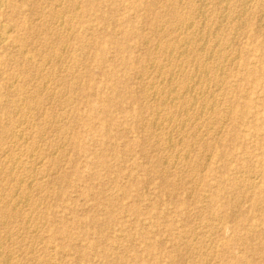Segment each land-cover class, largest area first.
<instances>
[{"label":"rangeland","instance_id":"rangeland-1","mask_svg":"<svg viewBox=\"0 0 264 264\" xmlns=\"http://www.w3.org/2000/svg\"><path fill=\"white\" fill-rule=\"evenodd\" d=\"M239 1L0 0V264H264V0Z\"/></svg>","mask_w":264,"mask_h":264},{"label":"bare ground","instance_id":"bare-ground-1","mask_svg":"<svg viewBox=\"0 0 264 264\" xmlns=\"http://www.w3.org/2000/svg\"><path fill=\"white\" fill-rule=\"evenodd\" d=\"M72 2L71 3H76L75 1H77V0H75V1H73V0H71ZM90 1V0H89ZM155 1V0H154ZM170 1H174V0H170ZM179 0H177V2H178ZM213 1H215V0H213ZM222 1H226V0H222ZM228 1V0H227ZM242 1V0H241ZM241 1H239V2H241ZM165 2V1H164ZM189 2V1H188ZM262 2H264V1H262ZM77 3H79V2H77ZM94 3V2H93ZM158 3V2H157ZM167 3H169L168 1H167ZM174 3V2H173ZM181 3V2H180ZM179 3V4H180ZM198 3V2H197ZM95 4V3H94ZM171 4V3H170ZM178 4V3H177ZM176 4V5H177ZM203 4V3H202ZM209 4H210V1H209ZM221 4V3H220ZM231 4V3H230ZM255 4V3H254ZM29 5V4H28ZM72 5V4H71ZM156 5V4H155ZM155 5H153L154 7H155ZM174 5H175V3H174ZM175 5V6H176ZM192 5H193V3H192ZM197 5H199V3L197 4ZM206 5V4H205ZM245 5H246V3H245ZM2 6V5H1ZM68 6V5H67ZM75 6V5H74ZM171 6V5H170ZM169 6V7H170ZM173 6V5H172ZM180 6V5H179ZM185 6V5H184ZM191 6V5H190ZM216 6V5H215ZM16 7V6H15ZM69 7H70V5H69ZM73 7V6H72ZM203 7H205V6H203ZM234 7V6H233ZM68 8V7H67ZM74 8V7H73ZM153 8V7H152ZM202 8V7H201ZM240 8V7H239ZM69 9V8H68ZM92 9V8H91ZM90 9V10H91ZM154 9V8H153ZM171 9V8H170ZM169 9V10H170ZM204 9V8H203ZM223 9V8H222ZM263 9V8H262ZM70 10H72L71 8H70ZM173 10V9H172ZM185 10V9H184ZM201 10V9H200ZM234 10H236V9H234ZM162 11V10H161ZM178 12H179V10H177ZM176 11V12H177ZM222 11V10H221ZM229 11H231V10H229ZM245 11H246V9H245ZM52 12V11H51ZM50 12V13H51ZM71 12V11H70ZM172 12V11H171ZM178 12H177V16H179L178 15ZM184 12V11H183ZM193 12V11H192ZM200 12V11H199ZM147 13V12H146ZM168 13H170V12H168ZM174 13V12H173ZM181 13H182V11H181ZM180 12H179V14H181ZM208 13V12H207ZM232 13V12H231ZM251 13H252V11H251ZM254 13V12H253ZM151 14V13H150ZM166 14V13H165ZM171 14V13H170ZM176 14V13H175ZM174 14V15H175ZM183 14V13H182ZM189 14V13H188ZM235 14V13H234ZM54 15V14H53ZM58 15H59V13H58ZM163 15V13H161V16ZM168 15V14H167ZM225 15V14H224ZM233 15V14H232ZM246 15V14H245ZM259 15V14H258ZM264 15V14H263ZM177 16H173V15H171L170 17L172 18V17H174L177 21H178V19L176 18ZM185 16V15H184ZM198 16H199V14H198ZM247 16V15H246ZM245 16V17H246ZM249 16V15H248ZM62 17V16H61ZM154 17V16H153ZM158 17V16H157ZM163 17V16H162ZM164 17H166V16H164ZM170 17H168V18H170ZM234 17V16H233ZM259 17V16H258ZM38 18V17H37ZM59 18V17H58ZM167 18V17H166ZM181 18V17H180ZM185 17H182V19L181 20H183ZM200 18V17H199ZM198 18V19H199ZM248 18V17H247ZM261 18V17H260ZM162 19V18H161ZM160 19V20H161ZM227 19V18H226ZM229 19V18H228ZM239 19V18H238ZM242 19V18H241ZM169 20V19H168ZM172 20V19H171ZM176 20H174V21H176ZM213 20H214V18H213ZM240 20V19H239ZM244 20H246V19H244ZM159 21V20H158ZM164 21V23H165V19L163 20ZM167 21V20H166ZM186 21V20H185ZM212 21V20H211ZM238 21V20H237ZM261 21V20H260ZM157 22V21H156ZM197 22V21H196ZM209 22V21H208ZM230 22V21H229ZM248 22V21H247ZM45 23V22H44ZM59 23V22H58ZM65 23V22H64ZM68 23V22H67ZM70 23V22H69ZM68 23V24H69ZM163 23V22H162ZM163 23V24H164ZM167 23H168V21H167ZM170 23V22H169ZM175 23V22H174ZM183 23H184V21H183ZM206 23V22H205ZM237 23V22H236ZM66 24V23H65ZM156 24H158L159 25V23H156ZM160 24H161V22H160ZM186 24V23H185ZM195 24V23H194ZM240 24V23H239ZM258 24V23H257ZM46 25V24H45ZM62 25V24H61ZM71 25H72V23H71ZM154 25V24H153ZM184 25V24H183ZM201 25V24H200ZM199 25V26H200ZM212 25V24H211ZM245 25V24H244ZM252 25V24H251ZM44 26V25H43ZM47 26V25H46ZM58 26H59V24H58ZM86 26H87V24H86ZM132 26V25H131ZM198 26V25H197ZM198 26V27H199ZM240 26V25H239ZM247 26V25H246ZM250 26V25H249ZM60 27V26H59ZM69 27V26H68ZM154 27V26H153ZM258 27V26H257ZM260 27V26H259ZM49 28V27H48ZM168 28V27H167ZM175 28V27H174ZM203 28V27H202ZM58 29V28H57ZM71 29V28H70ZM158 29V28H157ZM166 29V28H165ZM171 29V28H170ZM201 29V28H200ZM229 29V28H228ZM257 29V28H256ZM183 30V29H182ZM55 31V30H54ZM170 31V30H169ZM192 31V30H191ZM211 31V30H210ZM234 31V30H233ZM154 32H155V30H154ZM159 32V31H158ZM173 32V31H172ZM182 32V31H181ZM189 32V31H188ZM227 32V31H226ZM245 32V31H244ZM174 33V32H173ZM178 33V32H177ZM220 33V32H219ZM165 34V33H164ZM175 34V33H174ZM208 34V33H207ZM240 34V33H239ZM35 35V34H34ZM56 35V34H55ZM58 35V34H57ZM136 35V34H135ZM231 35H232V32H231ZM3 36H4V34H3ZM39 36V35H38ZM180 36V35H179ZM218 36V35H217ZM216 36V37H217ZM57 37V36H56ZM73 37V36H72ZM158 37V36H157ZM191 37V36H190ZM205 37V36H204ZM204 37L202 36V38H203V40H204ZM213 37V36H212ZM222 37V36H221ZM59 38V37H58ZM139 38V37H138ZM198 38V37H197ZM55 39V38H54ZM196 39V38H195ZM199 39V38H198ZM201 39V38H200ZM215 39V38H214ZM220 39V38H219ZM234 39V38H233ZM25 40V39H24ZM179 40H181V39H179ZM183 40V39H182ZM187 40H189V39H187ZM194 40V39H193ZM208 40V39H207ZM222 40V39H221ZM57 41H59V40H57ZM139 41H140V39H139ZM154 41V40H153ZM166 41V40H165ZM172 41V40H171ZM213 41V40H212ZM147 42V41H146ZM168 42V41H167ZM177 44L175 45V46H177V47H179V45H178V42L177 41H175ZM194 42V41H193ZM230 42V41H229ZM156 43V42H155ZM196 43V42H195ZM203 43V42H202ZM207 43V42H206ZM224 43V42H223ZM231 43V42H230ZM87 44V43H86ZM160 44V43H159ZM167 44V43H166ZM168 44H170L169 42H168ZM174 45V43H172L171 42V45ZM182 44V43H181ZM184 44V43H183ZM194 44V43H193ZM201 44V43H200ZM25 45V44H24ZM128 45V44H127ZM172 45V46H173ZM236 45V44H235ZM157 46V45H156ZM169 46V45H168ZM167 46V47H168ZM183 46V45H182ZM204 46V45H203ZM214 46V45H213ZM249 46V45H248ZM150 47V46H149ZM153 47H155V46H153ZM167 47H166V50H167ZM174 47V46H173ZM177 47H174L175 49L177 48ZM202 47V46H201ZM212 47V46H211ZM234 47V46H233ZM168 48H170V47H168ZM180 48V47H179ZM217 48V47H216ZM56 49V48H55ZM59 49V48H58ZM175 49H173V50H175ZM183 49H184V47H183ZM190 49V48H189ZM218 49V48H217ZM123 50V49H122ZM172 50V51H173ZM176 50H178V48L176 49ZM201 50V49H200ZM234 50V49H233ZM161 51V50H160ZM163 51H164V48H163ZM187 51V50H186ZM192 51V50H191ZM199 51V50H198ZM197 51V52H198ZM203 51V50H202ZM167 52H169L168 50H167ZM152 53V52H151ZM173 53V52H172ZM177 54H178V51L176 52ZM214 53V52H213ZM224 53V52H223ZM222 53V54H223ZM226 53H228V52H226ZM233 53V52H232ZM239 53V52H238ZM7 54V53H6ZM30 54V53H29ZM174 54V53H173ZM198 54V53H197ZM201 54V53H200ZM207 54H208V52H207ZM212 54V53H211ZM60 55V54H59ZM58 55V56H59ZM64 55V54H63ZM66 55V54H65ZM182 55V54H181ZM190 55V54H189ZM48 56V55H47ZM46 56V57H47ZM174 56V55H173ZM146 57V56H145ZM192 57V56H191ZM227 57V56H226ZM183 58V57H182ZM190 58V57H189ZM198 58V57H197ZM207 58V57H206ZM221 58V57H220ZM177 59V58H176ZM184 59H186V58H184ZM188 59V58H187ZM210 59V58H209ZM147 60V59H146ZM146 60H144V61H146ZM153 60V59H152ZM178 60V59H177ZM208 60V59H207ZM206 60V61H207ZM225 60V59H224ZM167 61H169V60H167ZM174 61V60H173ZM188 61V60H187ZM196 61V60H195ZM205 61V62H206ZM215 61V60H214ZM157 62V61H156ZM186 62V61H185ZM184 62V63H185ZM192 62H194V61H192ZM197 62V61H196ZM216 63H217V61H215ZM138 64V63H137ZM143 64H145V63H143ZM159 64V63H158ZM201 65H200V67L202 66V65H204V67L202 68V69H199V71H200V74H202V72H204L205 71V67L207 66V65H205V63L203 64L202 62L200 63ZM224 64V63H223ZM150 65V64H149ZM39 66V65H38ZM79 66V65H78ZM215 66V65H214ZM213 66V64H212V66H210V67H214ZM216 66H217V64H216ZM70 67V66H69ZM191 67V66H190ZM189 67V68H190ZM209 67V68H210ZM166 68V67H165ZM196 68V67H195ZM199 68V67H198ZM220 68V67H219ZM219 68H217V69H219ZM36 69V68H35ZM172 69V68H171ZM193 69V68H192ZM207 70H208V68H206ZM212 69V68H211ZM144 70V69H143ZM174 70V69H173ZM204 70V71H203ZM206 70V71H207ZM213 70V69H212ZM116 71V70H115ZM145 71H147L146 69H145ZM168 71H170V70H168ZM190 72V71H189ZM65 73H66V71H65ZM158 73V72H157ZM162 73V72H161ZM172 73H173V71H172ZM197 74V73H196ZM204 74H207V73H204ZM218 74V73H217ZM229 74V73H228ZM169 75V74H168ZM173 75V74H172ZM185 75V74H184ZM189 75V74H188ZM34 76V75H33ZM165 76V75H164ZM179 76V75H178ZM182 76V75H181ZM192 76V75H191ZM195 76V75H194ZM198 76H199V74H198ZM197 76V77H198ZM215 76H216V74H215ZM218 76V75H217ZM225 76H227V75H225ZM162 77V76H161ZM200 77V76H199ZM206 77V76H205ZM224 77V76H223ZM10 78V77H9ZM71 78V77H70ZM167 78V77H166ZM172 78V77H171ZM216 78V77H215ZM227 78V77H226ZM178 79V78H177ZM183 79H184V76H183ZM186 79V78H185ZM209 79V78H208ZM221 79H224V78H222L221 77ZM164 80V79H163ZM199 80V79H198ZM218 80H220L219 79V77L217 78V81ZM238 80V79H237ZM149 81V80H148ZM180 81V80H179ZM178 81V82H179ZM68 82V81H67ZM150 82V81H149ZM172 82H173V80H172ZM185 82V81H184ZM198 82V81H197ZM216 82V81H215ZM219 82V81H218ZM170 83V82H169ZM183 83V82H182ZM64 84H66V83H64ZM79 84V83H78ZM206 84V83H205ZM240 84V83H239ZM164 85H166L165 83H164ZM186 85V84H185ZM191 85V84H190ZM189 85V86H190ZM201 85V84H200ZM7 86V85H6ZM72 86H74V85H72ZM80 86V85H79ZM78 85H77V87H79ZM178 86V85H177ZM176 86V87H177ZM166 87V86H165ZM212 87V86H211ZM236 87V86H235ZM51 88V87H50ZM70 88V87H69ZM188 88V87H187ZM199 88V87H198ZM204 88V87H203ZM220 88V87H219ZM10 89V88H9ZM74 89V88H73ZM76 89V88H75ZM178 89V88H177ZM205 89V88H204ZM238 89V88H237ZM15 90V89H14ZM20 90V89H19ZM197 90V89H196ZM230 90V89H229ZM234 90V89H233ZM12 91V90H11ZM11 91H10V93H11ZM69 91V90H68ZM153 91V90H152ZM164 91V90H163ZM177 91V90H176ZM193 91V90H192ZM231 91V90H230ZM9 92V91H8ZM70 92V91H69ZM78 92V91H77ZM81 92V91H80ZM146 92V91H145ZM173 92V91H172ZM185 92V91H184ZM187 92V91H186ZM185 92V93H186ZM210 92V91H209ZM215 92H216V90H215ZM235 92V91H234ZM68 93V92H67ZM151 93V92H150ZM169 93V92H168ZM205 93V92H204ZM218 93V92H217ZM37 94V93H36ZM200 94V93H199ZM226 94V93H225ZM158 95V94H157ZM163 95V94H162ZM166 95V94H165ZM170 95V94H169ZM204 95V94H203ZM37 96V95H36ZM71 96V95H70ZM143 96V95H142ZM147 96V95H146ZM164 96V95H163ZM194 96V95H193ZM197 96V95H196ZM200 96V95H199ZM229 95H227V97H228ZM233 96V95H232ZM14 97V96H13ZM177 97V96H176ZM204 97V96H203ZM16 98V97H15ZM18 98V97H17ZM162 98V97H161ZM160 98V99H161ZM208 98V97H207ZM23 99V98H22ZM43 99V98H42ZM169 99V98H168ZM187 99V98H186ZM231 99V98H230ZM34 100V99H33ZM39 100V99H38ZM195 100V99H194ZM29 101H31L30 99H29ZM28 101V102H29ZM49 101V100H48ZM158 101V100H157ZM166 101V100H165ZM209 101V100H208ZM11 102V101H10ZM71 102V101H70ZM169 102V101H168ZM171 102V101H170ZM179 102H180V100H179ZM201 102V101H200ZM212 102V101H211ZM4 103V102H3ZM25 103V102H24ZM31 103V102H30ZM142 103V102H141ZM153 103H155V102H153ZM188 103V102H187ZM204 103V102H203ZM231 103H232V101H231ZM1 104V103H0ZM5 104V103H4ZM12 104V103H11ZM33 104V103H32ZM38 104V103H37ZM44 104V103H43ZM68 104V103H67ZM193 104V103H192ZM206 104V103H205ZM214 104H216V103H214ZM6 105V104H5ZM29 105V104H28ZM34 105V104H33ZM39 105V104H38ZM66 105V104H65ZM73 105V104H72ZM94 105V104H93ZM180 105V104H179ZM178 105V106H179ZM196 105V104H195ZM15 106H16V104H15ZM18 106V105H17ZM68 106V105H67ZM152 106V105H151ZM192 106V105H191ZM147 107V106H146ZM162 107V106H161ZM172 107V106H171ZM175 107V106H174ZM9 108V107H8ZM15 108H17V107H15ZM154 108V107H153ZM160 108V107H159ZM177 108V107H176ZM179 108V107H178ZM202 108H204L203 106H202ZM202 108H200V109H202ZM1 109H2V107H1ZM24 109V108H23ZM163 109V108H162ZM230 109V108H229ZM13 110H14V108H13ZM31 110V109H30ZM206 110H207V108H206ZM187 111V110H186ZM193 111V110H192ZM221 111V110H220ZM1 112V111H0ZM6 112V111H5ZM73 112V111H72ZM71 112V113H72ZM101 112V111H100ZM188 112V111H187ZM2 113V112H1ZM12 113H13V111H12ZM27 113V112H26ZM160 113V112H159ZM184 113V112H183ZM199 113H201V112H199ZM218 113V112H217ZM9 114H11V113H9ZM167 114V113H166ZM188 114V113H187ZM229 114V113H228ZM1 115V114H0ZM201 115V114H200ZM10 115H8V117H9ZM157 116V115H156ZM196 116V115H195ZM207 116V115H206ZM211 116H213V115H211ZM7 117V116H6ZM30 117V116H29ZM67 118V117H66ZM73 118V117H72ZM184 118V117H183ZM202 118V117H201ZM218 118V117H217ZM220 118V117H219ZM155 119V118H154ZM160 119V118H159ZM192 119V118H191ZM192 120H194V119H192ZM181 121H183V120H181ZM185 121V120H184ZM203 121V120H202ZM206 121V120H205ZM204 121V122H205ZM41 122V121H40ZM186 122V121H185ZM80 123V122H79ZM200 123H202V122H200ZM212 123V122H211ZM11 124V123H10ZM40 124V123H39ZM157 124V123H156ZM174 124V123H173ZM181 124V123H180ZM185 124V123H184ZM208 124V123H207ZM210 124V123H209ZM213 124V123H212ZM9 125V124H8ZM8 125H6V126H8ZM155 125V124H154ZM203 125V124H202ZM215 125V124H214ZM213 125V126H214ZM157 126V125H156ZM173 126V125H172ZM205 126V125H204ZM9 127V126H8ZM68 127V126H67ZM151 127V126H150ZM179 127V126H178ZM184 127V126H183ZM255 128V127H254ZM14 130V129H13ZM31 130V129H30ZM65 130V129H64ZM6 131V130H5ZM192 131V130H191ZM196 131V130H195ZM66 132V131H65ZM194 132V131H193ZM49 133V132H48ZM154 133V132H153ZM188 133V132H187ZM30 134V133H29ZM44 134V133H43ZM155 134V133H154ZM4 135V134H3ZM13 135V134H12ZM161 135V134H160ZM2 136V135H1ZM19 136V135H18ZM29 136V135H28ZM194 136V135H193ZM4 137V136H3ZM72 137V136H71ZM149 137V136H148ZM197 138V137H196ZM69 139V138H68ZM220 139V138H219ZM222 139V138H221ZM168 140V139H167ZM185 140V139H184ZM13 141V140H12ZM63 141V140H62ZM149 141V140H148ZM201 141V140H200ZM15 142V141H14ZM75 142V141H74ZM171 142V141H170ZM189 142V141H188ZM1 143V142H0ZM192 143H193V141H192ZM200 143V142H199ZM4 144V143H3ZM11 145V144H10ZM59 145V144H58ZM190 145H191V143H190ZM198 145V144H197ZM207 145H208V143H207ZM5 146V145H4ZM212 146V145H211ZM222 146V145H221ZM171 147V146H170ZM191 147V146H190ZM203 147V146H202ZM49 149V148H48ZM186 149V148H185ZM211 150V149H210ZM1 151H2V149H1ZM33 151V150H32ZM66 151V150H65ZM10 152V151H9ZM12 152V151H11ZM184 152V151H183ZM193 153V152H192ZM16 154V153H15ZM27 154V153H26ZM200 154V153H199ZM10 156V155H9ZM45 156V155H44ZM15 157V156H14ZM121 157V156H120ZM199 157V156H198ZM36 158V157H35ZM37 159V158H36ZM52 159V158H51ZM159 159V158H158ZM160 160V159H159ZM158 160V161H159ZM36 161V160H35ZM11 162V161H10ZM55 163V162H54ZM199 163V162H198ZM196 164H197V162H196ZM195 164V165H196ZM8 165V164H7ZM194 165V166H195ZM179 166V165H178ZM183 166V165H182ZM200 166V165H199ZM23 167V166H22ZM195 167H197V166H195ZM192 168V167H191ZM194 168V167H193ZM4 168H2V170H3ZM7 169V168H6ZM17 170V169H16ZM25 171V170H24ZM160 171V170H159ZM191 171H194V169L193 170H191ZM195 171H196V169H195ZM198 171V170H197ZM7 171H5V173H6ZM10 173V172H9ZM162 177V176H161ZM165 177V176H164ZM166 177H167V175H166ZM164 178V179H167V178ZM241 178H243V177H241ZM21 179V178H20ZM133 179V178H132ZM251 179V178H250ZM249 179V180H250ZM25 180H26V178H25ZM243 180V179H242ZM247 180V179H246ZM200 181V180H199ZM237 181H238V179H237ZM251 181V180H250ZM39 182V181H38ZM245 183V182H244ZM254 183V182H253ZM2 185V184H1ZM27 187V186H26ZM42 187V186H41ZM232 187V186H231ZM237 187H239V186H237ZM242 186H240L239 187V189L241 188ZM1 188V187H0ZM44 188V187H43ZM172 188V187H171ZM16 189V188H15ZM27 190V189H26ZM166 190V189H165ZM237 190V189H236ZM236 190H235V192H236ZM242 190H243V188H242ZM24 191V190H23ZM28 191V190H27ZM241 191V190H240ZM247 192V191H246ZM3 193H5V191L3 192ZM2 193V194H3ZM242 194V193H241ZM240 194V195H241ZM250 194V193H249ZM12 195V194H11ZM10 195V196H11ZM228 195V194H227ZM29 196V195H28ZM235 196V195H234ZM244 196H246L245 194H244ZM0 199H2V198H0ZM8 199V198H7ZM16 200V199H15ZM27 201V200H26ZM237 201V200H236ZM240 201V200H239ZM239 201H238V203H239ZM25 202V201H24ZM16 203H18V202H16ZM27 203V202H26ZM35 204V203H34ZM209 204V203H208ZM260 204V203H259ZM262 204H263V202H262ZM33 205V204H32ZM209 206H210V204H209ZM6 207V206H5ZM260 207V206H259ZM209 208V207H208ZM240 209V208H239ZM262 209V208H261ZM4 210V209H3ZM10 210V209H9ZM258 210H260L259 208H258ZM5 211V210H4ZM15 211V210H14ZM209 211H211L210 209H209ZM256 211V210H255ZM1 212V211H0ZM238 213V212H237ZM200 215V214H199ZM41 216V215H40ZM220 216V215H219ZM9 217V216H8ZM46 217V216H45ZM12 218V217H11ZM10 218V219H11ZM222 218V217H221ZM9 219V220H10ZM13 219V218H12ZM216 219V218H215ZM2 221H4V220H2ZM10 221H12V220H10ZM220 223H222V222H220ZM257 226V225H256ZM187 236V235H186ZM37 237V236H36ZM203 238V237H202ZM206 238V237H205ZM188 239V238H187ZM187 241V240H186ZM5 246V245H4ZM1 248V247H0ZM200 248V247H199ZM45 249V248H44ZM201 252V251H200ZM1 253V252H0ZM3 253V252H2ZM1 256V255H0ZM40 256V255H39ZM204 256V255H203ZM11 257H12V255H11ZM78 257V256H77ZM5 258V257H4ZM2 259L1 260V262L3 263V264H9V262H8V260H6V259ZM46 260V259H45ZM50 260V259H49ZM28 261V260H27ZM205 261V260H204ZM14 262V261H13ZM12 263V262H11ZM15 263V262H14ZM15 264H17V263H15Z\"/></svg>","mask_w":264,"mask_h":264}]
</instances>
